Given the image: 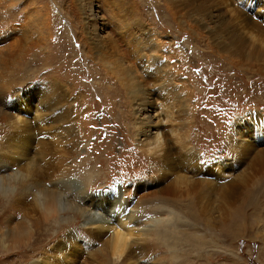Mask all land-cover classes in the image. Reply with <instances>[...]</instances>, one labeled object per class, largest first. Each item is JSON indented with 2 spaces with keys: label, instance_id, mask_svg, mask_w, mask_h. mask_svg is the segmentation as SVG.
I'll list each match as a JSON object with an SVG mask.
<instances>
[{
  "label": "rangeland",
  "instance_id": "1",
  "mask_svg": "<svg viewBox=\"0 0 264 264\" xmlns=\"http://www.w3.org/2000/svg\"><path fill=\"white\" fill-rule=\"evenodd\" d=\"M80 2L84 10L79 9ZM232 3L224 6V15L233 13L230 9L234 6L242 7V1L232 0ZM187 7L194 10L193 6ZM255 9L251 12L255 13ZM183 15V11H172L169 0H0V39L5 40L0 49L4 50L6 46L12 48L17 41L21 43L0 63V84L10 92V100L4 106L18 113L17 101L31 93L34 100V104L29 102L32 110H41L38 98L48 87L56 85L62 89L61 84L68 87L69 99L61 110L77 122L78 138L71 145L75 149L71 150L72 154L64 165L69 167V175L76 174L81 181L90 184L89 191H107L119 186L129 198L127 208L135 211L138 221L127 227L133 230L131 251L135 262L264 264V192H256L260 187L261 191L264 190V170L248 169V161L238 168L234 167L239 119L249 114L257 115L251 121L244 119L243 132L254 127L264 132L261 124L264 121V60L256 57L251 63L240 60L241 63L229 64L209 36L190 26V21ZM243 18L242 14L234 15V23L245 24ZM85 21L89 29H93L92 33L99 35V39L113 38L118 50L113 53L102 49V55L90 50L83 30ZM14 27L19 30L17 35L11 34ZM255 31L248 28L246 34L242 33L247 44L253 48L259 45ZM157 37L160 44H157ZM118 57L139 64V74L143 79L149 78L150 88H160L164 84L176 98L175 104L184 106L180 113L175 112L178 108L175 109L173 121H169L166 127L187 132L189 136L186 137H191L190 142L200 151L201 157L213 161L208 168L210 176L204 178L214 181L220 188L238 183L233 199L225 202L223 198L220 202V193L212 189L213 202L207 208L209 211L204 213L202 199L199 198L201 195L195 192L177 196L174 205L167 201L164 203L161 195L152 192L156 190L154 183L141 186L142 190L135 194L139 182L152 181L158 173L151 171L154 164L145 160L148 156L143 157V150L135 143L133 123L131 131L126 127L127 118L137 113L134 112L135 100L125 64L118 61ZM147 60L150 61L148 69L141 67V63ZM155 77L157 80L152 79ZM28 90L31 91L27 93ZM36 91H40V95L35 96ZM162 101L159 98L156 106L164 105ZM73 124L69 122L65 126L73 128ZM0 127V131L4 132L1 124ZM59 129L54 128V132ZM70 139L73 141V138ZM59 146H55L52 154L56 156V168L61 160L58 157L62 155ZM33 147L35 152L33 150L31 156L36 157L40 179L47 185L51 184L53 181L45 177L44 164L37 158L41 157L36 151L38 143L35 142ZM62 167L63 163L58 168L61 170ZM89 170L95 174L88 181ZM14 173L11 172L12 175ZM8 182L11 187H18L14 177H10ZM19 187L14 193L8 191L6 197L0 190V264L20 261L18 252L22 254L21 248H25L30 241V247L43 249L44 242L39 244L37 238L34 239L43 225L49 226L56 237L60 235L56 239L58 241L67 239L69 232L77 237L78 248H73L65 258L67 262L61 264L118 262L114 251L116 244L111 241L113 235L99 238L97 232L91 230V224L86 226L85 219L76 215L73 217L72 212L70 215L55 213L44 217L40 208L32 203L34 198L30 197L31 194ZM72 188L74 192L75 186ZM202 192L205 194V189ZM144 193L149 195L143 198ZM18 197L29 199L31 209L24 203L23 206L16 203ZM13 204L18 205V211L26 210L24 215L12 209ZM164 207L174 208V212L171 214ZM114 208L117 209L113 207L111 212L116 213ZM153 215H175L179 218L177 245L169 246L157 238L155 229L161 225H151ZM15 227L19 229L16 237L10 235ZM58 227L66 234H57ZM140 229L147 230L143 234L135 231ZM136 239L140 243H136ZM174 249L184 251V258L175 259ZM49 254L62 257L53 250ZM42 257L43 252L32 254L29 262L33 260L34 264Z\"/></svg>",
  "mask_w": 264,
  "mask_h": 264
},
{
  "label": "bare ground",
  "instance_id": "2",
  "mask_svg": "<svg viewBox=\"0 0 264 264\" xmlns=\"http://www.w3.org/2000/svg\"><path fill=\"white\" fill-rule=\"evenodd\" d=\"M239 1H242V7L238 8L234 6L230 9L234 14L226 13L225 15L223 13L224 6L227 7L233 4L232 0H218V2H216V0H169V5L171 6L172 11L175 10L177 13L183 11V16L190 21V26H194L196 30H202L206 33L214 44L218 46L220 53L228 60L227 62L229 64L241 63L240 60H243L244 62L249 61L251 63L256 57H258L257 59L259 60H264V0ZM187 6H193L194 10H191ZM186 8H188V10ZM79 9L84 10L81 2ZM254 9L255 13H252L251 11ZM239 14L244 16L243 19L245 20L246 25L240 22L234 23V15L236 16ZM87 23L88 22L85 21L83 30H85V39L89 43L87 45L90 50L97 51L98 53H101L100 55H102V49H108L114 53L115 49H117L115 40L113 41V38L111 37H109V39H107V37L106 39H99V35L94 32L92 33L93 29H89ZM246 26L250 28V30H256L255 32L258 33L259 47L254 46L253 48L252 46H249L247 44L248 41L243 38L244 36H242V33L246 34V30L248 29ZM18 32L19 30L14 27L11 34L17 35ZM155 39L157 40V44H160V42H158L159 38L157 37ZM4 41L5 40L1 38L0 45L3 44ZM20 46L21 43L17 41V43L13 44L12 48L6 46L4 50L0 49V63L4 56L11 55L15 52L14 49H17ZM162 56L163 55L160 57ZM117 60H121L120 62L125 64L121 63L125 67L128 82L131 85V93L135 100L133 107L136 111L134 112L137 113L136 116H130V118H127L128 122L126 127L131 131V125L133 123L135 128L132 134L134 136L133 139L135 140V143L141 147L140 149L143 150L144 153L141 152L143 153L142 155H144L143 157L148 156L144 159L146 161H152L151 164H154L151 171L153 170L158 173V176L152 181H145L144 183L139 182L136 186L137 189L135 190V194L142 190L140 188L141 186H144L147 183H154L155 187L153 188H156V190L152 192L161 195L163 199L161 201L164 203L170 202L174 205L176 203L174 199H176L177 196L189 195L190 193L195 192L196 194L201 195L199 198L202 199L201 207L204 213L209 211L207 208L213 202V197L211 196L212 189H216V191L220 193V202L223 198L225 202H229L233 199L236 194L238 183L220 188L214 181L204 178L203 176H210L208 169L209 166H201L200 161L203 158L200 155V151L191 144V137H186L187 135L189 136V134L187 132H178L177 129L171 126H167L168 128L166 127V124L169 121H173L175 109L178 108L175 112L180 113L184 110V106L175 104L176 98L170 90L164 87V84H162L160 88H150L148 85L149 78L147 80L143 79L139 74V64L130 59H124V57H118ZM149 63L150 61L147 60L146 62L141 63V67L144 66L143 68H147ZM95 64L98 65V63ZM103 78L107 79L104 75ZM156 78L157 77L152 79ZM55 86L48 87L44 95H41L40 98H38V102H41V110H32L30 103L34 104V100L31 97V93H29L31 90H28L27 93L29 94L26 95L27 97H22L17 101L16 104L19 106V112L16 113L5 108V103L10 100V92L9 89H6L7 87L0 84V124L4 129V132L0 131L2 132L0 140V190L6 197L8 191L14 193L16 188L21 186L22 189L31 194L30 197L34 198V202L32 201V203L34 206L37 205V207L40 208L44 217L52 216L55 213H57V215H70V212L73 213L71 214L73 217H75V215L77 217H83L85 219V225L88 226L91 224V230L96 231L99 238L113 235L111 241L112 244H116V248L114 246V251L118 259L116 264H143V262L134 261L135 258L131 251L133 230H130V228L127 227L131 226V223L136 224L138 221L136 219L135 211L127 208V205H129V198L125 197V194L119 186L112 187L107 191H89L88 185L90 184L81 181L76 174L69 175V167L67 168L64 165L66 159L72 154L71 150L75 149L71 145H73L76 138H78V129L77 122L70 118V115L67 114L65 110H61L63 104L69 99V92L67 91L68 87L64 84H61L62 89ZM35 93V96L40 95L38 94L40 91H36ZM159 98H162V102L165 104L158 107L155 103ZM134 112L132 113L133 115L135 114ZM30 114L31 116H29ZM252 118L256 119L257 115L253 114L250 116L249 114L246 118L243 117V119H239L241 121L239 123L240 125L237 135V153L234 152L236 156L235 159L233 158L235 162L234 167L238 168L241 163L248 161V169L264 170V132L260 131L261 129L258 127L257 129L254 127V129H251L246 133L243 132V129L245 128L242 127L243 122L246 119L251 121ZM260 118H263L262 115H260ZM69 122L74 123L73 125L75 126L73 128H67L68 125L65 126V123ZM261 124L264 126V121H262ZM54 128L60 129L58 132H54ZM70 138H73V141H71ZM35 142L38 143V149H36V151L38 154H41V157L37 158L44 164L45 177L53 181L51 184L47 185L44 183L45 181L43 182L42 179H40L41 175L38 173V165L35 163L36 157L31 156ZM56 145H60L59 147L62 148L60 152L62 155L60 156L58 154V156H60L58 158L61 159L58 163V167L63 163L61 170L58 167L56 168V156H52L54 150H56ZM67 145H70V147L67 148ZM11 172H15L14 175H12ZM56 172H59V174L57 173L58 176L55 174ZM94 174L93 171H90L88 181L94 176ZM54 176L56 178H54ZM10 177L15 178L18 187H11L12 185L8 182ZM52 177L54 179H50ZM241 177H243V175ZM73 185L75 186L74 192H72L73 190L71 191ZM148 188L150 187L148 186ZM260 188L256 190L257 193L264 192V190L261 191ZM204 189L205 194L202 192ZM146 194L148 193H144L143 198ZM14 195L16 194H13V196ZM15 200L14 201L20 205L24 203V205L27 206L29 203V199L25 200L24 198L18 197ZM113 207H117V209L114 208L117 210L116 213L111 212L113 211ZM11 208L16 212L19 209L17 204H13ZM29 209H31V205L29 206ZM163 209L171 214L174 212V208L172 209L171 207H164ZM190 209L191 205L188 211ZM19 212L24 215L26 210L22 211L20 209L18 213ZM151 222V225H161L159 227L155 226L158 227L155 229V235L158 239H162L163 242L169 246L177 245L178 242L176 241V235L178 232L176 229L179 223V218L177 216L163 217L153 215L151 217ZM148 226L149 225H147V227ZM42 227L43 228L38 230L36 234L34 233L37 235L34 239L37 238L39 244L44 242V248L41 249V247H35L33 245L30 247V244L32 243V241H30L26 244V247L24 245L25 248H21L22 254L20 251L18 252L21 258L20 261L15 262V264H32L33 260L29 262V256L31 257L32 254H37L39 252H43L44 257L34 264H61L62 262H67L65 258L69 256L73 248H78L75 233L69 232V236L65 239L68 241L66 243L65 240H56L60 235H57L56 237L49 226L43 225ZM18 230L19 229L15 227V230L12 229V231H10V235L16 237ZM146 230L147 229H140L135 231H140L143 234ZM57 234H64L61 227H58ZM139 241V239H136L135 242L137 243ZM51 250L60 253L62 257L56 258L55 256L50 255L49 251ZM183 253L184 251L178 252L174 249V258H184Z\"/></svg>",
  "mask_w": 264,
  "mask_h": 264
},
{
  "label": "snow or ice",
  "instance_id": "3",
  "mask_svg": "<svg viewBox=\"0 0 264 264\" xmlns=\"http://www.w3.org/2000/svg\"><path fill=\"white\" fill-rule=\"evenodd\" d=\"M97 99H99V97H97ZM200 163H201V166L207 165L210 167L212 165L213 161L201 159Z\"/></svg>",
  "mask_w": 264,
  "mask_h": 264
}]
</instances>
